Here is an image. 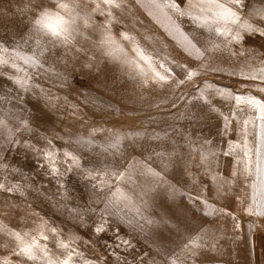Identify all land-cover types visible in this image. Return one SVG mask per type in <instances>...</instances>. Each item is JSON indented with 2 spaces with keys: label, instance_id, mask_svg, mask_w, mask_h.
<instances>
[{
  "label": "rangeland",
  "instance_id": "1",
  "mask_svg": "<svg viewBox=\"0 0 264 264\" xmlns=\"http://www.w3.org/2000/svg\"><path fill=\"white\" fill-rule=\"evenodd\" d=\"M40 2L55 6L54 0H0V39L27 38L34 12L26 9ZM247 3L254 14L264 9V0ZM81 4L89 10L94 6L90 0ZM112 12L113 36L119 40L122 31L133 35L154 58L172 68L171 78L144 86L134 68L96 47L105 18L93 15L97 26L87 29L81 22L88 39L78 40L87 54L46 53L47 71L33 81L38 88L21 92L25 102L0 101V117L9 128L15 129L20 121L31 128L0 136V183L21 186L10 195L0 191V229H32L43 220L72 242L81 254L78 264H118L117 257L127 264H140L141 258L144 264H264L258 129L249 124L245 138L242 123L232 120L225 125L222 114H230L235 101L226 92L203 87L207 82L264 100V92L259 91L264 81L240 76L264 69V37L244 33L240 43L226 47L217 39L213 47L206 32L193 30L186 18L173 16L204 52L203 58L195 59L137 0H123L122 7ZM121 43L128 47L126 41ZM35 47L33 40L29 50ZM180 65L200 74L180 84L186 74ZM5 72L12 74L11 69ZM0 86L3 94L10 84L0 79ZM254 115L244 112L236 119ZM9 137L39 149L49 148L50 140L52 151L73 152L84 168L106 163L125 172L122 187L132 206L117 224L122 238L132 240L133 247L109 256L112 249L105 244L114 232L99 238L93 233V222L99 220L105 203L84 174L74 170L58 178L46 175L45 169L36 167V153L7 143ZM117 137L120 150L105 154L101 146ZM81 139L94 143L82 145ZM245 141L250 163L244 156ZM9 239L6 230L0 231V255L6 253L2 245Z\"/></svg>",
  "mask_w": 264,
  "mask_h": 264
},
{
  "label": "snow or ice",
  "instance_id": "2",
  "mask_svg": "<svg viewBox=\"0 0 264 264\" xmlns=\"http://www.w3.org/2000/svg\"><path fill=\"white\" fill-rule=\"evenodd\" d=\"M90 2L94 5L90 10L82 6L81 0H54V7H47L40 2L26 9L34 12L33 18L29 21L27 38L21 36L15 41L7 37L0 39V79L10 84L7 91L0 94V101L25 102L21 92L26 93L38 88L39 85L33 84V81L42 71H47L43 61L46 53L60 55L58 50H62L63 55L81 52L87 54V49L81 46L78 40V37L88 39L80 29V24L82 22L84 29L97 26L92 21L93 15L96 14L105 18V23L99 25L101 37L98 42H95L96 47L104 50L109 56L118 58L123 65L134 68L142 77L144 86H148L150 82H168L172 76V68L154 58L133 35L122 31L119 34V40L113 36L111 24L115 21V17L112 10L121 8L123 0H90ZM137 3L141 4L154 22L176 41L178 47L182 48L187 55L194 56L195 59L203 58L204 52L197 47L194 42L195 38L181 29L173 16L186 18L193 30L201 29L206 32L208 42L213 47L217 39H222L226 47L233 43H240L244 39V33L259 34L264 37V9H260L258 15L252 13L247 0H183V2L180 0H147V3H144V0H137ZM157 14L163 17V21L158 18ZM33 40L36 47L29 50ZM121 41H126L128 47L125 48ZM180 67L185 69L186 73L184 79L178 81L180 84H183L185 80L193 81V78L200 74L196 70L187 69L185 65H180ZM5 69H11L12 74L5 72ZM240 76L245 79L264 81V69H261L259 74L241 72ZM203 87L221 93L226 92L228 97L235 101L230 114H222L225 125L231 123L232 120H236L237 124L242 123L245 138L249 124L258 129L256 163L257 173L262 177L261 208L264 209V100L251 94L235 93L227 88L221 89L207 82ZM13 91L16 92L15 96L12 95ZM40 91L42 93L43 89ZM259 91L264 92V88H259ZM244 112H254L255 115L242 121L236 119ZM21 129L31 131L26 121H20L15 129H11L5 119L0 117V136L5 131L20 132ZM119 140L120 138L117 137L115 142H110L106 146L102 145L104 153L118 152L120 150ZM7 143L22 145L35 152L36 167L45 169V174L53 178L66 175L74 170L82 172L93 191L101 197V202L105 203L99 220L93 222L95 224L92 229L93 233L99 238L101 234L114 232L111 241L105 244L106 248L112 249V252L108 253L109 256H115L118 249L133 247L132 240L122 238L121 229L117 224V219H123L132 206L131 196L122 187L126 177L125 172L118 171L106 163L100 167L84 168L81 157L73 152L52 151L50 140L48 141L49 148L45 149L36 148L24 140H13L11 137L8 138ZM79 143L91 147L94 142L91 139H81ZM228 154L224 153V155ZM244 156L246 163H250L246 141ZM153 175H158V173H153ZM20 187V185L8 186L0 183V191L9 195ZM136 214H140L138 208ZM258 214L264 216V210L259 211ZM3 230H6L10 239L2 245L7 251L0 255V264H78L77 258L81 254L72 247V242L62 239L61 230L47 226L43 220L32 229H0V231ZM117 260L118 264H127V260L120 262L118 257ZM103 264H109V262L103 261ZM140 264H144L142 258Z\"/></svg>",
  "mask_w": 264,
  "mask_h": 264
}]
</instances>
